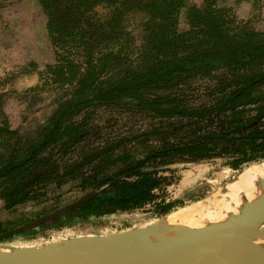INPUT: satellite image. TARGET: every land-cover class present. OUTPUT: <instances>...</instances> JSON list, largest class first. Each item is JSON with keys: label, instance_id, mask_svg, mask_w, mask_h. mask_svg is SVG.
Here are the masks:
<instances>
[{"label": "trees", "instance_id": "trees-1", "mask_svg": "<svg viewBox=\"0 0 264 264\" xmlns=\"http://www.w3.org/2000/svg\"><path fill=\"white\" fill-rule=\"evenodd\" d=\"M226 1L38 0L55 61L30 88L55 93L57 106L30 133L3 113L4 207L76 182L98 193L43 226L149 204L165 216L183 203L159 192L175 181L160 167L225 159L239 170L263 160L264 30ZM134 15L145 16L140 44Z\"/></svg>", "mask_w": 264, "mask_h": 264}, {"label": "rangeland", "instance_id": "rangeland-1", "mask_svg": "<svg viewBox=\"0 0 264 264\" xmlns=\"http://www.w3.org/2000/svg\"><path fill=\"white\" fill-rule=\"evenodd\" d=\"M192 1L201 5L204 0ZM226 4L236 9L239 18H250L256 28L264 30V0L257 1L259 9H254L250 1L227 0ZM46 20L38 0H0V120L6 113L11 126L25 133L32 132L39 123L46 121L57 106L55 93L31 91L30 88L40 82L38 72L55 61L54 49L45 29ZM144 20L143 15L130 18V28L139 44ZM180 28H188L185 11L181 13ZM30 61L36 64L30 65ZM107 120L106 115L101 119ZM118 128L108 126L106 131L112 134ZM262 161L264 159L239 170L229 167L225 159L160 167L174 169L173 172L162 170L161 173L173 175L175 181L159 192L167 200L180 199L183 205H178L176 210L218 193L247 168ZM84 194L77 188L76 182H70L60 189L52 185L45 200L30 201L12 209H6L4 201L0 200V221L10 230L42 215L70 209V204ZM244 199L248 198H241ZM169 214L162 216L149 204L130 211L72 217L62 223L40 225L31 232L9 237L0 245L43 246L76 236L106 235L155 224Z\"/></svg>", "mask_w": 264, "mask_h": 264}, {"label": "water", "instance_id": "water-1", "mask_svg": "<svg viewBox=\"0 0 264 264\" xmlns=\"http://www.w3.org/2000/svg\"><path fill=\"white\" fill-rule=\"evenodd\" d=\"M97 193H85L72 206ZM248 204L245 211L217 223L213 230L196 227L195 238L182 237L176 226L168 224L167 216L155 224L106 235L76 236L43 246H11L3 264H119L118 257L133 264H241L264 242V199ZM70 212L61 209L42 215L0 234V242Z\"/></svg>", "mask_w": 264, "mask_h": 264}, {"label": "bare ground", "instance_id": "bare-ground-1", "mask_svg": "<svg viewBox=\"0 0 264 264\" xmlns=\"http://www.w3.org/2000/svg\"><path fill=\"white\" fill-rule=\"evenodd\" d=\"M263 179L264 161L247 168L218 193L171 212L167 217L168 224L176 226L178 233L187 239L198 235L196 227L206 226L207 229L213 230L218 227L217 223L227 221L245 211L248 202L256 198L264 199ZM242 197L248 199L241 200ZM262 244L256 253L248 256L241 264H264V242ZM10 247L0 245V264H3L9 255ZM118 260L119 264H133L122 257H118Z\"/></svg>", "mask_w": 264, "mask_h": 264}]
</instances>
